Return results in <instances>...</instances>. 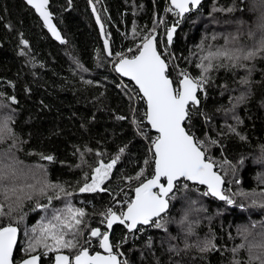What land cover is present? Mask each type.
I'll return each instance as SVG.
<instances>
[{"label":"trees","instance_id":"16d2710c","mask_svg":"<svg viewBox=\"0 0 264 264\" xmlns=\"http://www.w3.org/2000/svg\"><path fill=\"white\" fill-rule=\"evenodd\" d=\"M169 6L168 0H49L52 18L63 35L60 43L24 0H0V114L13 117V148L21 160L32 168L43 167L50 183L72 193L53 199L48 209L37 208V203H48L46 197H40L38 202L26 201L18 214L0 216V225L19 228L15 260L26 257L31 227L50 216L53 208L61 209L70 202L84 210L78 237L81 244L90 238V229L107 230L102 221L108 208L113 204L119 205L112 208L117 212L126 208L123 206L139 184L134 178L141 170V180L153 174L151 145L156 134L145 120L146 102L136 99L138 88L116 73V54L132 57L143 37L157 28L163 39L160 42L157 34V49L177 86L182 72L193 78L203 74L198 67L205 55L202 48L215 50L230 41L227 46L245 52L244 18L258 14L253 0H248L253 9L249 14L246 0H204L182 18L169 13ZM93 7L104 26L110 56ZM171 25L178 27L168 44L165 34ZM242 61L233 66L225 60L207 74V83L198 92L199 104L188 106L189 118L184 124L204 143L207 156L217 162L229 195L241 190L264 192L260 179L264 177V55ZM9 145L13 140L0 142V147ZM116 157L118 162L103 186L106 191L79 192L99 160L108 163ZM223 161L232 167H222ZM205 190L180 180L175 198L160 218L162 228L150 224L137 234L138 230L129 232L124 225L115 224L110 233L115 251L127 264H229L231 250L242 240L240 230L264 226V206L259 198L253 204L251 197L239 195L228 205L204 196ZM49 194H53L51 190ZM4 211L8 212L6 205ZM206 240L214 247L198 251ZM95 245L89 246L91 252L99 249ZM37 252L42 256L40 264H52L54 253ZM63 252L73 256L76 250Z\"/></svg>","mask_w":264,"mask_h":264},{"label":"snow or ice","instance_id":"6c2138e0","mask_svg":"<svg viewBox=\"0 0 264 264\" xmlns=\"http://www.w3.org/2000/svg\"><path fill=\"white\" fill-rule=\"evenodd\" d=\"M28 3L40 14L53 36L57 40H61L59 32L51 23V14L46 7L48 0H28ZM171 3L177 10V16L183 17L192 8L198 6L201 0H171ZM253 7L255 9L264 8V0H254ZM97 20L99 21V17ZM175 30V27L167 29L166 35L169 44L172 43ZM154 32L155 28L152 29L149 36L143 37L142 44L136 49L137 55L126 58L123 54L117 53L119 62L115 65L117 72L129 77L138 86L136 99H143L146 102L145 117L151 128L158 133L151 145V148L154 149V173L151 178L141 180V176H143V170H141L134 178L139 181V184L134 188V198L126 201V210L117 213L111 207L108 208L103 214L105 219L102 223L106 221L107 228L111 229L116 222H119L121 225H125L130 232L139 230L138 225L154 224L156 228H162L164 225L160 218L169 208L170 200L175 198L173 196L175 186L181 179L206 186V190L203 192L204 196L210 195L228 205L234 204V196L239 195L245 198L251 197L253 204H256L257 198H259L261 206H264V192L247 193L241 190L229 195L230 189L224 187L226 183L224 176L214 170L217 162L207 156L204 143L189 134L184 126L185 121L189 118L188 106L190 102L192 104L199 103L197 93L207 83V74L215 67L223 66L225 60L233 66H238L241 65L242 60L251 59L256 53L244 52L242 49L227 46L231 43L230 41L226 42V46L223 48L215 50L202 48L205 55L202 56L198 67L203 74L199 78H191L187 72H182L178 86L174 87L173 80L167 74L168 64L157 51ZM150 36L151 38H149ZM61 42L63 41L61 40ZM23 43L27 44V41H23ZM104 44L108 49L107 39ZM111 54L109 51V55ZM217 61L220 63L217 64ZM241 82L247 83L246 80ZM89 83L91 82L89 81ZM11 99L15 100L14 97ZM12 120L11 113L0 114V142L11 139L13 140L12 147H14L15 135L11 126ZM120 151L122 153L124 150ZM42 158L47 161L53 160L52 156ZM117 162L118 157L108 163L101 161L92 171L91 176L86 178L83 186L79 188V192L106 191L102 185L109 179ZM221 166L232 167L228 161H223ZM35 169L37 173L34 176L39 178L36 180L35 186L29 185V192L24 195H16L12 199L8 196V190L5 189L4 194L5 198L9 200V210L6 213L4 204L0 203V216H10L14 207H21L22 202L25 199L31 200L33 195L47 198L48 203H37V208L42 209H48L52 200L61 195L64 197L72 195L63 186L50 183L43 167ZM162 178L166 184L161 183ZM88 179L90 182H87ZM260 179L264 183V177ZM183 187L187 188L188 184L184 183ZM50 190L53 194H49ZM84 216V210L75 207L70 202H66L61 209L53 208L50 216L41 218L37 224L31 227L24 248L26 257L21 260L14 259V247L18 246V228L12 224L0 225V264H39L42 259L41 255L36 254L39 249L44 250L43 255L56 253L55 264H127L126 261L118 258L119 254L114 251V246L110 243L109 233L101 232L100 228L90 229V237L99 238V246L104 249L106 254L95 252L92 255L89 247L80 244L78 237L82 232ZM187 219L188 212H185L184 220ZM189 231H191L190 227ZM248 232V227H243L240 230V234L245 238H247ZM212 247H214L212 241L206 240L203 242L202 250ZM68 249L76 250L74 259L63 254V251Z\"/></svg>","mask_w":264,"mask_h":264},{"label":"clouds","instance_id":"9594fccd","mask_svg":"<svg viewBox=\"0 0 264 264\" xmlns=\"http://www.w3.org/2000/svg\"><path fill=\"white\" fill-rule=\"evenodd\" d=\"M246 2L249 14L253 9L248 7V0ZM255 10L258 12L255 17L251 19L244 18L242 34L245 52L251 51L256 54L251 59L242 62L252 61L257 54L264 55V8ZM243 66L248 68L249 65L243 63ZM14 138L16 139V137ZM35 173H37V170L23 162L11 145L0 147V203L7 206V211L9 210V200L5 198V189L8 190V196L12 199L16 195H24L30 191L29 185H36V180L39 177L34 176ZM39 198L38 195H33L31 200L25 199L22 205L26 201L38 202ZM20 208L14 207L11 214H18ZM185 247H191V245L186 244ZM197 250L203 252L208 249L202 250V246H198ZM233 252L229 264H264V226L249 228L247 238L242 236L239 246Z\"/></svg>","mask_w":264,"mask_h":264},{"label":"water","instance_id":"95a60500","mask_svg":"<svg viewBox=\"0 0 264 264\" xmlns=\"http://www.w3.org/2000/svg\"><path fill=\"white\" fill-rule=\"evenodd\" d=\"M34 11H35V13L40 17V19L42 20V22L44 23V20H43V18L40 16V14L35 10V8L32 6V5H30L29 3H28V0H24ZM203 0H201V2H202ZM170 3H171V0H170ZM172 4V3H171ZM174 6V5H173ZM47 10H48V12L51 14V12H50V9H49V0H48V4H47ZM191 7V6H190ZM198 6H196L195 8H197ZM95 14V13H94ZM95 22H96V25H97V27H98V30H99V33H100V36H101V40H102V43H103V45H104V48H105V44H104V42H105V40H106V37H105V31H104V26H103V24H102V22H101V20L99 19V21L97 20V17H95ZM51 23L55 26V24H54V22H53V20H52V17H51ZM44 25H45V23H44ZM46 26V25H45ZM47 27V26H46ZM172 27H175L176 29H177V26H171L170 28H172ZM55 28H56V30L59 32V34H60V31L57 29V27L55 26ZM47 29L49 30V28L47 27ZM176 31V30H175ZM49 32L51 33V35H52V37L55 39V40H57L56 39V37L55 36H53V34H52V32L49 30ZM174 35H175V32H174V34H173V37H174ZM60 36H61V34H60ZM165 37H166V40H167V35L165 34ZM149 38H151V36L149 37ZM61 39H62V37H61ZM57 41H61V40H57ZM155 41H156V39H155ZM167 43H168V40H167ZM169 44V43H168ZM157 47V46H156ZM105 50H106V53L109 55V47H108V49H106L105 48ZM157 51H158V49H157ZM159 52V51H158ZM138 54V52L135 54V55H137ZM126 58H128V57H126ZM163 59V58H162ZM119 61H117V63H118ZM116 63V64H117ZM115 70H116V68H115ZM119 73V72H118ZM121 76H123L121 73H119ZM123 77H125V76H123ZM125 78H127V79H129V80H131L129 77H125ZM170 78V77H169ZM171 79V78H170ZM132 81V80H131ZM133 82V81H132ZM134 83V82H133ZM138 87V86H137ZM198 94V93H197ZM197 97H198V95H197ZM190 104H192L191 102H190ZM189 104V105H190ZM146 111H147V105H146ZM146 121H147V119H146ZM148 122V121H147ZM149 124V123H148ZM150 125V124H149ZM151 127V126H150ZM151 130L154 132V133H156V135H158V133L156 132V130H154V129H152L151 128ZM153 153H154V149H153ZM101 161H99V163H100ZM105 163V162H104ZM99 165V164H98ZM97 165V166H98ZM96 166V167H97ZM154 167H155V165H154ZM95 169V168H94ZM153 175V174H152ZM149 178H151V176L149 177ZM149 178H147V179H149ZM146 180V179H145ZM87 182H90V179H89V181H87ZM161 183H165L166 184V181L164 180V178H162L161 179ZM193 183V182H192ZM138 186V185H137ZM133 198H134V195H133ZM126 210V209H125ZM116 223H119V222H116ZM115 223V224H116ZM106 228H107V225H106ZM127 228V227H126ZM110 231H111V229H108L107 228V232L109 233V240H110ZM18 234H19V232H18ZM17 239H18V236H17ZM111 243V242H110ZM14 249H15V247H14ZM100 251H96V252H101V254H106L105 253V251H104V249H102L101 247H100ZM37 255H39V253H36ZM63 254H65V255H68L67 253H63ZM90 254H92V255H94L95 254V252H93V253H91L90 252ZM55 255H56V253L53 255V261H52V264H55ZM70 256V255H69ZM70 259H74V255L73 256H70ZM39 264H40V262H39Z\"/></svg>","mask_w":264,"mask_h":264},{"label":"bare ground","instance_id":"6f19581e","mask_svg":"<svg viewBox=\"0 0 264 264\" xmlns=\"http://www.w3.org/2000/svg\"><path fill=\"white\" fill-rule=\"evenodd\" d=\"M168 1H169V5H170L168 8L171 9V10L176 11L175 13H177V10H176L175 7L170 3V0H168ZM203 1H204V0H203ZM203 1H202V2H203ZM202 2H201V3H202ZM201 3L198 5L197 8H192L191 11L198 9V8L200 7ZM92 10H93V15H94V19H95V17H97V15H96V10H95L94 7L92 8ZM191 11H189V12H191ZM189 12H188V13H189ZM94 13H95V14H94ZM186 14H187V13H186ZM51 17H52V13H51ZM180 18H182V17H180ZM52 20H53V18H52ZM53 22H54V20H53ZM43 24H44V23H43ZM54 24H55V22H54ZM55 26H56V24H55ZM171 26H177V25H171ZM171 26H170V27H171ZM56 27H57V26H56ZM170 27H169V28H170ZM177 27H178V26H177ZM46 28H47V27H46ZM97 28H98V27H97ZM169 28H168V29H169ZM57 29L59 30L58 27H57ZM48 31H49V30H48ZM59 31H60V30H59ZM98 31H99V30H98ZM166 32H167V31H166ZM49 33H50V32H49ZM60 34H61V31H60ZM99 34H100V33H99ZM50 35H51V33H50ZM153 35H154V34H153ZM154 36H155V35H154ZM51 37H52V35H51ZM61 37H62L61 40L63 41V35H62V34H61ZM52 38H53V37H52ZM53 39H54V38H53ZM155 39H156V36H155ZM54 40H55V39H54ZM56 41H57V40H56ZM57 42H59V41H57ZM60 43H61V41H60ZM108 47H109V46H108ZM109 50H110V52H111L110 47H109ZM105 51H106V50H105ZM159 53H160V52H159ZM107 55H108V54H107ZM160 55H161V54H160ZM108 56H110V55H108ZM125 57H126V56H125ZM161 57H162V55H161ZM128 58H131V57H128ZM162 58H163V57H162ZM163 59H164V58H163ZM164 60H165V59H164ZM118 61H119V60H118ZM165 62H166V60H165ZM116 63H117V62H116ZM116 63H115V65H116ZM166 63H167V62H166ZM115 65H114V69H115ZM115 71H116V70H115ZM116 73L119 74L117 71H116ZM119 76H121V75L119 74ZM121 77H122V78H125V77H123V76H121ZM125 79H127V78H125ZM127 80H129V79H127ZM130 81H131V80H130ZM135 86H136V85H135ZM177 86H178V85H177ZM136 87H137V86H136ZM175 87H176V86H175ZM137 88H138V87H137ZM198 91H199V90H198ZM140 95L142 96V94H140ZM198 104H199V103L194 104V105H198ZM194 105H193V106H194ZM145 120H146V117H145ZM146 122H147V121H146ZM147 123H148V122H147ZM148 125H149V124H148ZM149 126H150V125H149ZM150 128H151V127H150ZM185 129H186V128H185ZM186 131H187V130H186ZM189 134H190V133H189ZM151 149H152V148H151ZM152 152H153V149H152ZM99 161H102V160H99ZM98 164H99V162H98ZM98 164H97V165H98ZM97 165H96V166H97ZM96 166H95V167H96ZM93 170H94V169H93ZM153 170H154V166H153ZM214 170H215V171H218V170L216 169V167L214 168ZM218 172H219V171H218ZM153 173H154V171H153ZM220 174H221V173H220ZM221 175H222V174H221ZM151 176H152V174H151ZM149 177H150V176H149ZM149 177H148V178H149ZM146 179H147V178H146ZM88 181H89V180H88ZM181 181H184V180L181 179ZM188 182H189V181H188ZM190 183H192V182H190ZM193 184H197V183L193 182ZM197 185H199V184H197ZM82 186H83V185H82ZM103 186H104V185H102V187H103ZM199 186H203V185H199ZM175 187H176V186H175ZM203 187L206 188V186H203ZM97 192H102V191H97ZM133 195H134V191H133ZM133 195H132V198H133ZM211 197H212V196H211ZM212 198H213V197H212ZM214 198H215V197H214ZM216 199L219 200L218 198H216ZM220 201H221V200H220ZM117 205H118V204H117ZM122 206H123V205H122ZM123 207H126V206H123ZM112 208H113V207H112ZM125 209H126V208H125ZM125 209H124V210H125ZM168 209H169V208H168ZM168 209H167V210H168ZM116 210H117V209H116ZM121 210H122V209H121ZM167 210H166V212H167ZM166 212H165V213H166ZM163 214H164V213H163ZM163 214H162V215H163ZM116 224H120V223H116ZM105 225H106V223H105ZM114 225H115V224H114ZM114 225H113V226H114ZM149 225H150V224H149ZM124 226H125V225H124ZM146 226H148V225H138L137 227H139V230L137 231V234L140 233L141 231H143V230L146 228ZM15 227H17V226H15ZM125 227H126V226H125ZM17 228H18V227H17ZM111 229H112V228H111ZM126 229H127V228H126ZM127 230H128V229H127ZM106 231H107V230H106ZM128 231H129V230H128ZM132 231H134V230H132ZM18 232H19V228H18ZM129 232H130V231H129ZM110 233H111V231H110ZM18 238H19V234H18ZM98 240H99V238H98ZM17 241H18V239H17ZM110 242H111V241H110ZM111 244H112V243H111ZM86 247H87V246H86ZM15 248H16V247H15ZM99 249H100V246H99ZM14 250H15V249H14ZM100 250H101V249H100ZM100 250H99V251H100ZM114 251H115V249H114ZM90 252H91V251H90ZM94 252H96V251H94ZM115 252H116V251H115ZM37 253H38V252H37ZM63 253H64V252H63ZM91 253H93V252H91ZM116 253H118V252H116ZM54 254H55V253H54ZM118 254H119V253H118ZM39 255H40V253H39ZM24 258H25V257H24ZM118 258H119L120 260H122V261H125V260L121 257L120 254H119Z\"/></svg>","mask_w":264,"mask_h":264},{"label":"rangeland","instance_id":"374dc122","mask_svg":"<svg viewBox=\"0 0 264 264\" xmlns=\"http://www.w3.org/2000/svg\"><path fill=\"white\" fill-rule=\"evenodd\" d=\"M167 11H168L169 13L173 14L174 16H177V13H175L174 10H171V9L168 8ZM160 23L163 24L162 22H160ZM157 31H158L157 28H155V32H154V35H155V36H157V34H158ZM148 36H149V35H148ZM158 37H159V38H158L159 41L162 42V41H161V40H163V39H162V35H161V34H160V35L158 34ZM190 77H191V76H190ZM191 78H193V77H191ZM174 84H175V83H174ZM174 87H175V85H174ZM200 91H201V90H200ZM198 92H199V91H198ZM197 95H198V94H197ZM155 134H156V133H155ZM156 136H157V135H156ZM125 199H126V198H125ZM115 206H117V204H115V205L113 204V205H112V207H115ZM118 206H119V205H118ZM120 211H121V210H120ZM117 213H119V211H118ZM86 237H88V235H86ZM90 238H91V239H90ZM90 238H86L85 240H83V241L81 242V245H82V246H87V247H89V246H92V245L96 244L95 247H97V245H99V240H98V239H94V238H92V237H90ZM94 241H96V242H94ZM99 250H100V249H96V251H99Z\"/></svg>","mask_w":264,"mask_h":264}]
</instances>
